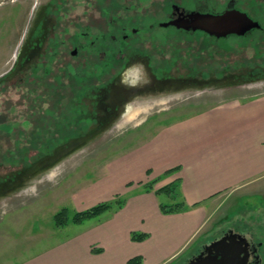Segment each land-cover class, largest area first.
I'll list each match as a JSON object with an SVG mask.
<instances>
[{"label": "rangeland", "instance_id": "1", "mask_svg": "<svg viewBox=\"0 0 264 264\" xmlns=\"http://www.w3.org/2000/svg\"><path fill=\"white\" fill-rule=\"evenodd\" d=\"M172 3L219 5L0 0V264H18L96 222L102 235L115 237L114 251L133 253L137 248L124 242L127 227H135L132 240L160 202H173L156 194L164 175L142 169L147 162L156 167V158L135 154L166 124L264 94V40L218 43L162 27ZM142 191L159 203L138 199L142 212L133 203L126 211ZM101 202L113 208L83 224L72 221ZM207 205L212 214L200 237L169 264H182L229 229L261 241L264 264V186L217 193ZM63 209L69 220L58 225Z\"/></svg>", "mask_w": 264, "mask_h": 264}, {"label": "crops", "instance_id": "2", "mask_svg": "<svg viewBox=\"0 0 264 264\" xmlns=\"http://www.w3.org/2000/svg\"><path fill=\"white\" fill-rule=\"evenodd\" d=\"M195 117L164 125L133 155L143 160L146 156L156 158V167L143 161L147 165L142 169L164 175L158 182L163 181L161 185L180 180L187 210L164 214L157 209L152 220L143 225V232L149 235L143 241L131 240L128 232L135 227H127L125 245L137 248L127 256L113 250L109 244L113 245L115 237L102 235L101 223L96 222L18 264H114L116 257L120 264H126L134 255H141L143 264H169L185 257L212 214L207 205L212 196L264 186V94L244 103L225 102ZM173 168L178 169L165 175ZM140 193L129 200L126 211L133 203L142 212L138 199L159 203L154 194ZM197 203L201 204L194 206Z\"/></svg>", "mask_w": 264, "mask_h": 264}, {"label": "water", "instance_id": "3", "mask_svg": "<svg viewBox=\"0 0 264 264\" xmlns=\"http://www.w3.org/2000/svg\"><path fill=\"white\" fill-rule=\"evenodd\" d=\"M174 25L185 30H203L217 37H226L231 34L243 35L254 27H260L257 21L239 10H227L223 13L190 12L183 17L164 22L161 26ZM227 236L213 241L207 246V254L201 253L186 264H247L249 243L247 238L230 240Z\"/></svg>", "mask_w": 264, "mask_h": 264}, {"label": "flooded vegetation", "instance_id": "4", "mask_svg": "<svg viewBox=\"0 0 264 264\" xmlns=\"http://www.w3.org/2000/svg\"><path fill=\"white\" fill-rule=\"evenodd\" d=\"M107 1V0H106ZM205 1H209V0H205ZM219 1V5H215V6H211V7H200L198 6L197 8H192L186 5H183L181 3L177 4V3H172V10L169 13V16L167 18L166 21H160L159 25L161 26L162 23L164 22H169L172 20H175L179 17H183L184 15H187L190 12H201V13H214V14H218V13H223L227 10H239L242 11L244 13H246L251 19H253L254 21H257L260 24V27H254L252 29H250L249 31H247L245 34L243 35H237V34H231L228 35L226 37H217L215 35H211L206 31L197 29V30H193V29H189V30H185L182 28H178L174 25H170L166 28L169 27H173L175 28L177 31L179 32H184L187 34H195L199 37V35H202L204 38L206 39H210L213 42H222L225 40H228L232 37H236V38H254V39H260V40H264V0H227L226 3L224 4L223 2ZM164 27V26H162ZM134 32H136V30L134 29ZM258 33H260L259 35H257ZM129 37V35H124V38L127 39ZM111 38H116L114 36V34L112 35ZM75 54L79 53V48L75 47ZM107 53V52H106ZM132 92V91H131ZM130 92V94H131ZM129 95V93L127 94ZM132 95V94H131ZM130 95V96H131ZM127 98V97H126ZM112 111V110H110ZM118 112V110L116 109V111H112L111 114ZM232 231L228 234V239H230L231 241L234 239H240L242 236L247 238V241L249 243V253H248V263L247 264H263V252H262V246L263 243L261 241H255L251 238V236H248L246 232H239L236 231L234 229H229L227 231H225L220 237L214 238L212 240H210L209 242L203 243L199 246V248L197 249L196 252H194L193 254L190 255L189 258H187L185 261L182 262V264H186L187 262H189L191 259L197 257L198 255H200L201 253L207 254V246L210 245L213 241L218 240L223 238L224 236H227V232L228 231Z\"/></svg>", "mask_w": 264, "mask_h": 264}, {"label": "trees", "instance_id": "5", "mask_svg": "<svg viewBox=\"0 0 264 264\" xmlns=\"http://www.w3.org/2000/svg\"><path fill=\"white\" fill-rule=\"evenodd\" d=\"M177 169L178 168L167 170L165 175H169L173 173L174 171H176ZM156 181H158V179ZM156 194H166L173 200V202H170V203L160 202V210L164 214L177 213V212L187 210L189 208V205L186 204L180 192V180L179 179H176L175 181L163 186L162 188L156 191ZM180 196H181V200L178 198ZM113 205H114V202L98 203L89 209L76 212L72 218V221L77 224H80L87 219L99 216L103 214L104 212L112 209ZM124 205H125V201H121L120 203H118L119 209L122 208ZM55 219L58 225L67 224L69 220L68 210L63 209L60 212H58L55 216ZM148 236H149L148 233H145V232L138 233L137 232V233H134L131 237H132V240L134 241H143ZM127 264H143V257L141 255L134 256L127 261Z\"/></svg>", "mask_w": 264, "mask_h": 264}]
</instances>
